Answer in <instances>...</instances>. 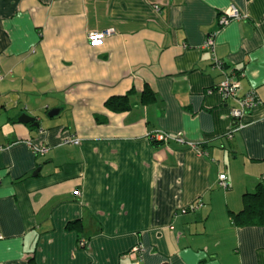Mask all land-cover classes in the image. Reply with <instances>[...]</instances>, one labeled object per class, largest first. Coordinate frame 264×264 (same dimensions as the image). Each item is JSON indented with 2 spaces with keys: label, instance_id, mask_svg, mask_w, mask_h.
<instances>
[{
  "label": "crops",
  "instance_id": "1",
  "mask_svg": "<svg viewBox=\"0 0 264 264\" xmlns=\"http://www.w3.org/2000/svg\"><path fill=\"white\" fill-rule=\"evenodd\" d=\"M229 71L260 100L237 131ZM0 145V264H264L232 217L264 183V0H0Z\"/></svg>",
  "mask_w": 264,
  "mask_h": 264
},
{
  "label": "built area",
  "instance_id": "2",
  "mask_svg": "<svg viewBox=\"0 0 264 264\" xmlns=\"http://www.w3.org/2000/svg\"><path fill=\"white\" fill-rule=\"evenodd\" d=\"M244 18V15L240 12L238 8L235 6L229 7L223 14L220 15L218 19V23L221 27L227 26L234 20H241ZM114 30H107V31H93L88 34V42L91 47H100L104 44L106 38L111 35ZM205 47L210 49L211 51L214 50L215 47V40L214 37H209L206 40ZM217 62V61H216ZM219 67L223 66L221 63H216ZM238 76L229 71L225 75L224 81L218 86L217 92L221 96L224 101L233 100L235 101L236 105L231 109V118L234 126V131L242 129L245 127V118L248 114L260 104V100L255 92H250L244 96L239 95L240 90V82L238 80ZM149 139L152 143L160 142V143H167L169 141H175L180 144H188L193 148L197 147L192 143L186 142L184 137L181 134H177L175 137L157 131L149 135ZM65 144L70 145H79L80 139L76 135H72L64 140ZM28 144L32 147V150L35 154L44 156L48 149L46 147H38L31 142ZM4 147L0 145V151H2ZM220 186L223 189L228 188V177L226 174H221L219 177ZM202 204L198 203L196 208L201 207ZM2 239V237H0ZM145 251L144 246L142 244L137 245L134 247L133 252L137 254H141Z\"/></svg>",
  "mask_w": 264,
  "mask_h": 264
},
{
  "label": "trees",
  "instance_id": "3",
  "mask_svg": "<svg viewBox=\"0 0 264 264\" xmlns=\"http://www.w3.org/2000/svg\"><path fill=\"white\" fill-rule=\"evenodd\" d=\"M237 75V73H235ZM238 76V75H237ZM155 100L154 93L148 89L142 95L143 103H150ZM109 110L124 112L132 105L129 97H115L106 102ZM98 121L100 119L98 118ZM244 198V208L239 213L233 214V224L236 227L263 226L264 225V183L260 182L253 193H246Z\"/></svg>",
  "mask_w": 264,
  "mask_h": 264
},
{
  "label": "water",
  "instance_id": "4",
  "mask_svg": "<svg viewBox=\"0 0 264 264\" xmlns=\"http://www.w3.org/2000/svg\"><path fill=\"white\" fill-rule=\"evenodd\" d=\"M56 114H58V111H53L50 113L49 116H55ZM19 121L21 123H33L35 127H39V125L37 123H35V119L28 117L27 115H22L19 119Z\"/></svg>",
  "mask_w": 264,
  "mask_h": 264
}]
</instances>
